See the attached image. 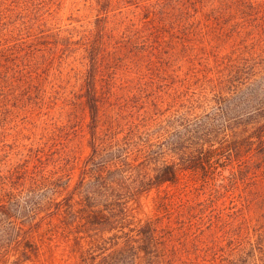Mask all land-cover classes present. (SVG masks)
Here are the masks:
<instances>
[{"label":"trees","instance_id":"trees-1","mask_svg":"<svg viewBox=\"0 0 264 264\" xmlns=\"http://www.w3.org/2000/svg\"><path fill=\"white\" fill-rule=\"evenodd\" d=\"M65 1L0 0V264H264V0Z\"/></svg>","mask_w":264,"mask_h":264},{"label":"rangeland","instance_id":"rangeland-1","mask_svg":"<svg viewBox=\"0 0 264 264\" xmlns=\"http://www.w3.org/2000/svg\"><path fill=\"white\" fill-rule=\"evenodd\" d=\"M89 1L93 0H66L63 8L59 10L58 20H54L52 27H59L62 31H81V27L86 26L87 21H93L95 18V10L90 9L92 7H87ZM63 35H66V32H63ZM69 72L70 81L68 91L78 90L83 84L85 73L84 63L81 61L73 63L72 70L70 69ZM154 197L155 193H151L147 198L142 200V218L153 216Z\"/></svg>","mask_w":264,"mask_h":264}]
</instances>
